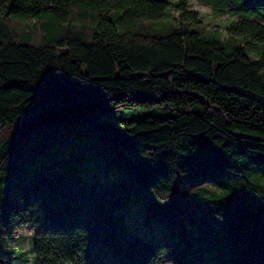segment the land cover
Returning <instances> with one entry per match:
<instances>
[{
	"label": "trees",
	"instance_id": "16d2710c",
	"mask_svg": "<svg viewBox=\"0 0 264 264\" xmlns=\"http://www.w3.org/2000/svg\"><path fill=\"white\" fill-rule=\"evenodd\" d=\"M195 1L0 0V264H264V0Z\"/></svg>",
	"mask_w": 264,
	"mask_h": 264
},
{
	"label": "rangeland",
	"instance_id": "374dc122",
	"mask_svg": "<svg viewBox=\"0 0 264 264\" xmlns=\"http://www.w3.org/2000/svg\"><path fill=\"white\" fill-rule=\"evenodd\" d=\"M190 9L195 10L200 13L201 19L203 21L202 29L205 31H208V33L214 32V31H221L224 29V26L228 24L230 20H232V17L230 15H224V16H216L213 14V12L207 8L203 7L195 0H190ZM174 14V13H173ZM175 16L177 17V14L175 13ZM172 22H163L162 25L158 26V29H167ZM131 220L133 223H138V219L134 217V213H130L128 220ZM129 220V221H130ZM130 221V222H131ZM138 227V225H136ZM143 233L146 231L141 228H139ZM20 237L18 242L20 251L25 252L30 247L31 240H32V234L29 230H23L20 231L19 236H17V239Z\"/></svg>",
	"mask_w": 264,
	"mask_h": 264
}]
</instances>
